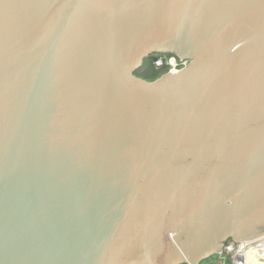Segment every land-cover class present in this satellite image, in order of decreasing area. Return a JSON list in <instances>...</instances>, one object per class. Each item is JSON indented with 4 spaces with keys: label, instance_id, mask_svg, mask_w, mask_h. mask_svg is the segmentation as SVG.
Here are the masks:
<instances>
[{
    "label": "water",
    "instance_id": "95a60500",
    "mask_svg": "<svg viewBox=\"0 0 264 264\" xmlns=\"http://www.w3.org/2000/svg\"><path fill=\"white\" fill-rule=\"evenodd\" d=\"M261 221L264 0H0V264H199Z\"/></svg>",
    "mask_w": 264,
    "mask_h": 264
},
{
    "label": "built area",
    "instance_id": "2783aa9c",
    "mask_svg": "<svg viewBox=\"0 0 264 264\" xmlns=\"http://www.w3.org/2000/svg\"><path fill=\"white\" fill-rule=\"evenodd\" d=\"M189 62L190 59L188 58H171L169 71H178L186 68ZM263 239L264 235L247 241L236 242L230 240L221 250L213 254L209 261H202L199 264H225L228 259H231L233 264H249V252H253L255 259L260 264H264V244H260Z\"/></svg>",
    "mask_w": 264,
    "mask_h": 264
},
{
    "label": "trees",
    "instance_id": "16d2710c",
    "mask_svg": "<svg viewBox=\"0 0 264 264\" xmlns=\"http://www.w3.org/2000/svg\"><path fill=\"white\" fill-rule=\"evenodd\" d=\"M174 57L179 59V57L173 53H155L149 55L145 58L143 65L136 71V75L147 80H155L165 72L169 71V60ZM159 60L162 61V64L159 63ZM209 260L210 258L205 261ZM225 264L233 263L231 262V259H228Z\"/></svg>",
    "mask_w": 264,
    "mask_h": 264
},
{
    "label": "bare ground",
    "instance_id": "6f19581e",
    "mask_svg": "<svg viewBox=\"0 0 264 264\" xmlns=\"http://www.w3.org/2000/svg\"><path fill=\"white\" fill-rule=\"evenodd\" d=\"M248 256H249L248 261L251 260V261L249 262V264H250V263H251V264H254V263L256 264V263H257V260L255 259L254 255H253V252H249V253H248Z\"/></svg>",
    "mask_w": 264,
    "mask_h": 264
},
{
    "label": "flooded vegetation",
    "instance_id": "af4514ba",
    "mask_svg": "<svg viewBox=\"0 0 264 264\" xmlns=\"http://www.w3.org/2000/svg\"><path fill=\"white\" fill-rule=\"evenodd\" d=\"M259 229H263L264 228V221H261L260 223H258V227Z\"/></svg>",
    "mask_w": 264,
    "mask_h": 264
},
{
    "label": "rangeland",
    "instance_id": "374dc122",
    "mask_svg": "<svg viewBox=\"0 0 264 264\" xmlns=\"http://www.w3.org/2000/svg\"><path fill=\"white\" fill-rule=\"evenodd\" d=\"M170 61H171V59L169 60V62H170ZM160 62H162V61H161V60H159V63H160ZM160 64H162V63H160ZM250 261H251V260H250ZM250 261H249V262H250ZM250 264H251V263H250ZM254 264H255V263H254ZM256 264H260V263L257 261V263H256Z\"/></svg>",
    "mask_w": 264,
    "mask_h": 264
}]
</instances>
